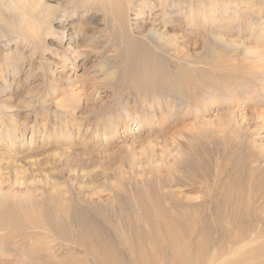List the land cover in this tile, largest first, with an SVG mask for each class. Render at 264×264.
<instances>
[{
    "label": "rangeland",
    "instance_id": "rangeland-1",
    "mask_svg": "<svg viewBox=\"0 0 264 264\" xmlns=\"http://www.w3.org/2000/svg\"><path fill=\"white\" fill-rule=\"evenodd\" d=\"M69 1L55 0L40 33L9 0L0 11V202L81 203L92 225L106 221L107 264H142L120 236L136 243L148 232L151 204L182 225L178 264H264V0H205L188 29L176 14L168 27L158 8L136 18L98 0L83 37L75 12L61 9ZM136 27L168 33L188 60L156 59L143 43L158 63L152 82L128 48ZM47 233L15 264H97ZM161 252L158 264H174Z\"/></svg>",
    "mask_w": 264,
    "mask_h": 264
},
{
    "label": "bare ground",
    "instance_id": "bare-ground-1",
    "mask_svg": "<svg viewBox=\"0 0 264 264\" xmlns=\"http://www.w3.org/2000/svg\"><path fill=\"white\" fill-rule=\"evenodd\" d=\"M9 1L14 6L13 10L18 11L20 13V16L25 21V23L28 26L34 24V26L38 29L32 28V30L36 32L39 30V33L43 29L45 18L50 19V17H52V14L58 13V10L60 8L57 5V3H55V0H50L49 1L50 3H48V5L44 4V0H9ZM105 1L108 2L109 4L112 5L114 4L113 5L114 7L120 5L126 6L127 11L131 10L136 18L141 15L143 16L145 11H148V16H150L152 14V11L157 8L160 9L161 12L167 11V13L169 14L168 19L166 21L167 22L166 24H169L168 27H171L172 23L177 21V18H173V17L171 18V15L176 14L182 16L184 17L182 23H185L187 29L189 22L193 23L201 17L202 14L201 9L203 8V5L205 3V0H104V3ZM97 2L98 0H75V1L72 0L71 2L70 1L68 2L67 7L61 8L63 9V12L65 14H72L71 12L73 13L75 12V14L77 15V21L79 23L78 22L76 23H78V28L74 29L77 37L86 36L85 30L90 28L89 27L90 25L89 23H87L88 20L85 19V16L86 14L99 9L98 8L99 5L97 6ZM4 3L5 0H0V11L5 5ZM52 3L55 4L51 5ZM116 11H119V8H117ZM121 17H123V14L121 15ZM36 20H40V21L42 20V23L40 25L38 24L37 26ZM122 29L123 28H119V32H121ZM146 32L147 30L145 29H141L137 31V27H136L129 32L130 34L127 33L128 35H131V41H128L129 42L128 48H132V50L135 53L141 54L143 56L139 58V60L141 59L144 62L141 64L142 66L145 67L144 68L146 70L145 72L148 73L152 72L153 74L152 76H150L151 81L158 82L159 77H157V72H159V70L157 69L158 63L156 62V59L164 60V58H167V56H172L176 59L179 58L186 59V58H184V56L183 57L180 56L181 52L178 47L179 46L178 42L174 37L168 36V33H158L156 31L155 32L153 31L151 32V35H149L148 33L146 34ZM143 43L148 45V49H150L156 55L157 58L154 59V61L153 59H151V62H149V60L145 59L148 53L145 51V49H143L144 48ZM166 80L167 79H165V81ZM169 98L171 97L169 96ZM209 199H213V198H209ZM34 202H35L34 204L31 202L26 203L27 204L26 206L21 205V207L17 206L16 204H15L16 206H11L6 200L0 202V264H15L17 262V257L20 256L22 253H24V250L27 247L31 246L30 243L33 237L37 233H44L45 231H47L48 233H53V237H57L58 239H63L65 240V242H68L76 246V248L73 247L74 250L79 248L78 251H81L85 254L84 259L87 262L92 260L95 261L94 263L97 264H107V262L109 261L108 259L109 249L107 245V233L105 230V226L107 225L105 219L101 218L98 221V224L95 223L93 224L98 228V229L96 228L95 230L92 223H90L89 221L90 220L89 218L90 215H88L89 210H86V208L82 206L81 203L74 204L72 203L71 200H67L65 195L62 196V198H59V200L50 201L49 204L47 203L45 204L42 201L37 202V200H35ZM85 211H87V213ZM147 211L149 214L148 232L146 231L143 234V236L139 237L138 239L135 238L137 240L136 243L134 241H131V239L129 238H124L123 237L124 234H123L122 238L120 236L122 246L126 247V249H129L130 252L134 254L135 252L139 254L141 256V257L139 256V260L141 259L142 264H158L160 260L158 256H157L158 258L156 257V255L162 253L161 250H163V248L167 246L173 252L172 259L174 260V264H178L179 262L182 261V257L180 254L181 247H179L181 245L180 244L181 241L179 240V237L181 238L184 235V234L181 235L182 225L179 226L178 220L176 222L173 217L165 213L163 207L151 204L149 205V208H147ZM76 213L83 214L84 219L82 220V222H79L76 219H74L75 217L74 215ZM61 223L64 224L70 230V236L63 237V235L61 234L62 236L61 237L59 236L60 234L58 235V232L60 231L57 228V226L62 225ZM77 227L78 228L81 227L80 231L78 232L77 230L79 229ZM118 238H119V234H118ZM238 242L239 241H235L234 244H237ZM246 246L247 245L245 246L243 245L244 248ZM238 251H236V253ZM218 253L220 254L221 251H219ZM226 254H225L226 256H224L225 258L222 259L223 261L227 260V258L229 259L235 256L233 251H231V253L226 252ZM217 256L219 255L217 254ZM220 256H222V254ZM26 258L27 257L25 255L22 257L23 260H25ZM196 258L197 259H194L193 261L189 262V264H212L215 259L213 258L210 260V258H208L209 260L205 261L203 258H199V257ZM249 260H250L249 264H254L252 261L253 260L260 261L261 257L259 258L253 256ZM223 261L222 263H224ZM229 261L232 263L231 260ZM241 262H246V261L242 260Z\"/></svg>",
    "mask_w": 264,
    "mask_h": 264
},
{
    "label": "clouds",
    "instance_id": "clouds-1",
    "mask_svg": "<svg viewBox=\"0 0 264 264\" xmlns=\"http://www.w3.org/2000/svg\"><path fill=\"white\" fill-rule=\"evenodd\" d=\"M7 7L8 8H12L13 7V4L10 3V4L7 5Z\"/></svg>",
    "mask_w": 264,
    "mask_h": 264
}]
</instances>
